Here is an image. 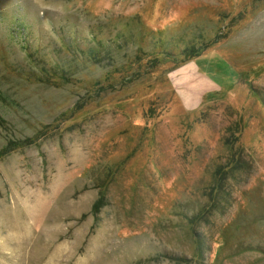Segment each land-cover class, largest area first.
Segmentation results:
<instances>
[{
  "label": "rangeland",
  "instance_id": "rangeland-1",
  "mask_svg": "<svg viewBox=\"0 0 264 264\" xmlns=\"http://www.w3.org/2000/svg\"><path fill=\"white\" fill-rule=\"evenodd\" d=\"M0 264H264V0H0Z\"/></svg>",
  "mask_w": 264,
  "mask_h": 264
},
{
  "label": "trees",
  "instance_id": "trees-1",
  "mask_svg": "<svg viewBox=\"0 0 264 264\" xmlns=\"http://www.w3.org/2000/svg\"><path fill=\"white\" fill-rule=\"evenodd\" d=\"M197 53V52H196ZM196 53H194V57L200 55L201 53L198 52L197 55H195ZM192 55V56H193ZM190 57V56H189ZM244 161L242 160L241 157H238V159H235L233 158L232 160V168L230 169V173L233 174V173H236L237 171L239 170H243L244 169ZM226 172V171H225ZM224 176H221L220 178H222ZM219 178V179H220ZM223 183L224 181L223 180H219L216 182V190H217V193L219 194H224L226 192V190H224L223 188ZM217 203H220V202H217ZM103 201H98L96 204H95V207H94V213H99L100 209L103 207Z\"/></svg>",
  "mask_w": 264,
  "mask_h": 264
},
{
  "label": "crops",
  "instance_id": "crops-1",
  "mask_svg": "<svg viewBox=\"0 0 264 264\" xmlns=\"http://www.w3.org/2000/svg\"><path fill=\"white\" fill-rule=\"evenodd\" d=\"M215 90H216V89H215ZM215 90H214V91H215ZM212 92H213V91H212ZM204 95H205V92L203 93V96H204ZM203 96H202V97H203Z\"/></svg>",
  "mask_w": 264,
  "mask_h": 264
}]
</instances>
